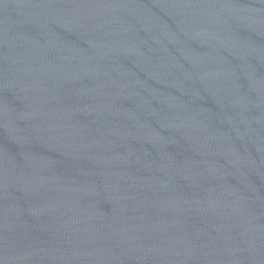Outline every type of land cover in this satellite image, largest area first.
<instances>
[{"label":"water","instance_id":"95a60500","mask_svg":"<svg viewBox=\"0 0 264 264\" xmlns=\"http://www.w3.org/2000/svg\"><path fill=\"white\" fill-rule=\"evenodd\" d=\"M0 264H264V0H0Z\"/></svg>","mask_w":264,"mask_h":264}]
</instances>
